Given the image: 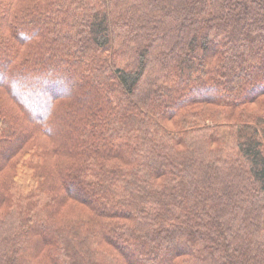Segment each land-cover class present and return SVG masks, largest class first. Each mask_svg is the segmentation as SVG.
I'll use <instances>...</instances> for the list:
<instances>
[{
	"label": "trees",
	"instance_id": "1",
	"mask_svg": "<svg viewBox=\"0 0 264 264\" xmlns=\"http://www.w3.org/2000/svg\"><path fill=\"white\" fill-rule=\"evenodd\" d=\"M0 264H264V0H0Z\"/></svg>",
	"mask_w": 264,
	"mask_h": 264
}]
</instances>
